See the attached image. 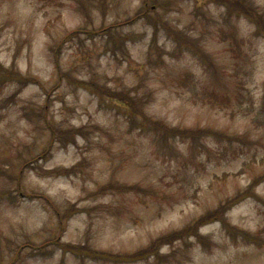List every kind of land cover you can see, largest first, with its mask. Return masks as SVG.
Instances as JSON below:
<instances>
[{
    "label": "rangeland",
    "instance_id": "rangeland-1",
    "mask_svg": "<svg viewBox=\"0 0 264 264\" xmlns=\"http://www.w3.org/2000/svg\"><path fill=\"white\" fill-rule=\"evenodd\" d=\"M1 72L0 264H264V0H0Z\"/></svg>",
    "mask_w": 264,
    "mask_h": 264
},
{
    "label": "trees",
    "instance_id": "trees-1",
    "mask_svg": "<svg viewBox=\"0 0 264 264\" xmlns=\"http://www.w3.org/2000/svg\"><path fill=\"white\" fill-rule=\"evenodd\" d=\"M1 73H3V72H1ZM5 77H9L12 81H15V82L26 83V82H29L30 81L26 77H23V76L18 75V74H15L14 76H12L10 74L8 75V74H4L3 73V74L0 75V78H5ZM31 83H33V82H31ZM68 250H70V249H68ZM71 250H72L73 254H75V255H79V256L85 255V256L91 257V258H93V256H94V254H91L92 252L87 251V250H84V249H80V248H74L73 249V248H71ZM99 256L101 258H104L105 260H111V261H113V260H117L118 261V259H119V257L113 256V255L107 254V253H105V254L104 253L99 254Z\"/></svg>",
    "mask_w": 264,
    "mask_h": 264
}]
</instances>
